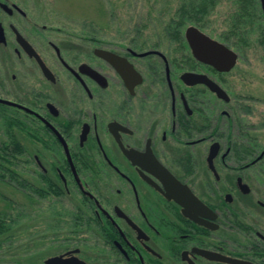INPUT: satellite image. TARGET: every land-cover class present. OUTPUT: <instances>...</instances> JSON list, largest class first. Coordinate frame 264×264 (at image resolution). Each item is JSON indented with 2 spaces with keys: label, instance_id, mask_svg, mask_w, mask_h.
Wrapping results in <instances>:
<instances>
[{
  "label": "flooded vegetation",
  "instance_id": "af4514ba",
  "mask_svg": "<svg viewBox=\"0 0 264 264\" xmlns=\"http://www.w3.org/2000/svg\"><path fill=\"white\" fill-rule=\"evenodd\" d=\"M144 1L165 27L68 29L0 0V210L26 228L0 264H264V144L226 78L240 55L219 70L186 36L229 46L214 19L264 24L262 0Z\"/></svg>",
  "mask_w": 264,
  "mask_h": 264
},
{
  "label": "rangeland",
  "instance_id": "374dc122",
  "mask_svg": "<svg viewBox=\"0 0 264 264\" xmlns=\"http://www.w3.org/2000/svg\"><path fill=\"white\" fill-rule=\"evenodd\" d=\"M18 1L28 11L68 29H141L148 27L149 30H153L165 27L168 22V19H158L153 20V22L144 18L143 15L146 14L145 7L149 5L144 0ZM127 2L130 3V7ZM230 21V19H214V26L227 33ZM262 25L264 28L263 22ZM248 29L251 30V45L241 47V50L233 45L234 38L225 40L240 55L238 65L227 74L226 78L235 94L244 95L245 98L249 97L243 101L249 105V115L245 112L241 117L244 118L245 124L252 123L260 129V138L264 144V45L258 37L260 34H264V30L254 24L249 26ZM219 30L213 34L217 35ZM103 33L108 38L114 37L109 31ZM147 36L150 37L151 41H154L157 37L152 35V31H148ZM4 189L8 197L14 198V192L11 188ZM15 196L18 198L17 193H15ZM6 204L5 199L0 198V209L7 207ZM42 234H46V232L43 230Z\"/></svg>",
  "mask_w": 264,
  "mask_h": 264
},
{
  "label": "trees",
  "instance_id": "16d2710c",
  "mask_svg": "<svg viewBox=\"0 0 264 264\" xmlns=\"http://www.w3.org/2000/svg\"><path fill=\"white\" fill-rule=\"evenodd\" d=\"M262 22V20H231L225 38L227 40L234 38L233 45L241 50V47L251 45L252 39L250 36L251 30L248 29L249 26L254 24L260 26V29H263ZM258 37H260L259 40L264 45V34H260ZM9 150V148L0 147V156L9 155ZM12 166V163H5L0 160V192H3L5 190L4 188H13L15 175ZM0 197H4L8 204L13 203L12 198L8 197V195L3 196L0 194ZM16 220L13 211L0 210V245L6 241V238L16 236L19 234V230L26 229L25 227H19L20 225L15 223Z\"/></svg>",
  "mask_w": 264,
  "mask_h": 264
},
{
  "label": "water",
  "instance_id": "95a60500",
  "mask_svg": "<svg viewBox=\"0 0 264 264\" xmlns=\"http://www.w3.org/2000/svg\"><path fill=\"white\" fill-rule=\"evenodd\" d=\"M262 3L264 7V0H262ZM186 36L196 59L214 65L219 70H230L235 66L238 53L231 47L219 42L193 26L188 28ZM182 77L190 84L205 82L213 91L217 92L219 96H227L225 90L214 81L208 79L205 75L185 72ZM54 259L56 260L57 258Z\"/></svg>",
  "mask_w": 264,
  "mask_h": 264
}]
</instances>
